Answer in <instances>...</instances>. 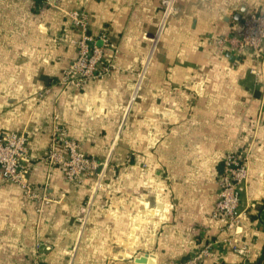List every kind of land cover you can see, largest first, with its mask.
Here are the masks:
<instances>
[{"label": "crops", "instance_id": "obj_1", "mask_svg": "<svg viewBox=\"0 0 264 264\" xmlns=\"http://www.w3.org/2000/svg\"><path fill=\"white\" fill-rule=\"evenodd\" d=\"M161 1L0 0V130L24 132L34 158L48 148L56 114L106 163L95 188V176L71 183L58 166L30 161L29 182L50 199L39 210L0 175V264H32L38 244L42 264L184 258L201 237H225L212 210L223 157L238 149L249 151V176L237 244L250 248L249 263H264V62L211 44L239 35L264 0H176L139 79ZM74 10L88 15L90 35H107L104 61L115 69L62 90L57 79L80 36ZM240 260L225 246L204 264Z\"/></svg>", "mask_w": 264, "mask_h": 264}, {"label": "built area", "instance_id": "obj_2", "mask_svg": "<svg viewBox=\"0 0 264 264\" xmlns=\"http://www.w3.org/2000/svg\"><path fill=\"white\" fill-rule=\"evenodd\" d=\"M162 16L154 32L148 34L151 42L138 78L143 77L157 43L162 35L167 19L176 14L178 6L176 0H162ZM71 23L80 31L76 40V57L62 69L57 84L66 90L81 88L90 80L110 76L115 65L104 61L105 47L109 40L105 33L93 37L88 32V15L84 11L69 12ZM211 42V41H210ZM264 43V12L247 15L242 23L239 35L218 36L212 39L211 44L217 52L228 50L239 58L246 50H251L255 59L264 62L261 52ZM142 75V76H141ZM249 151L247 149L230 150L226 152L222 161V170L219 174L218 198L212 210L220 226L225 232L223 238L201 237V240L192 249L188 256L180 259L168 260L166 264H204L207 258L213 256L219 247L227 246L240 257V264L248 262L251 256L250 248L245 243L238 245L239 219L243 213L240 209L239 187L249 176ZM30 161L41 162L49 166H58L62 169L68 182H81L82 177L95 176V188H102V169L106 168L104 160L86 154L79 142L71 138L65 125L60 123L56 114L52 116L51 140L48 148L42 154L30 158L26 146L24 132L3 133L0 130V175L2 181L15 183L22 189L25 199L37 201L40 205L49 202L45 192L36 190L29 182L28 172L32 165ZM114 174V173H113ZM40 244L36 245V256L32 264H42L39 258ZM264 261V253H263ZM264 264V263H263Z\"/></svg>", "mask_w": 264, "mask_h": 264}, {"label": "rangeland", "instance_id": "obj_3", "mask_svg": "<svg viewBox=\"0 0 264 264\" xmlns=\"http://www.w3.org/2000/svg\"><path fill=\"white\" fill-rule=\"evenodd\" d=\"M177 2V1H176ZM177 4V3H176Z\"/></svg>", "mask_w": 264, "mask_h": 264}]
</instances>
